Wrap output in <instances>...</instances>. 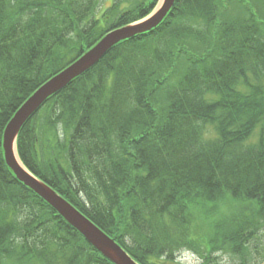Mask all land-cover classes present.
<instances>
[{"label":"trees","instance_id":"obj_1","mask_svg":"<svg viewBox=\"0 0 264 264\" xmlns=\"http://www.w3.org/2000/svg\"><path fill=\"white\" fill-rule=\"evenodd\" d=\"M118 1L100 22V0H0V264H111L18 182L2 140L40 86L159 2L117 12ZM17 150L137 263L190 250L200 264L217 254L254 264L264 246V0H175L156 29L50 98ZM195 220L210 228L205 243Z\"/></svg>","mask_w":264,"mask_h":264},{"label":"water","instance_id":"obj_2","mask_svg":"<svg viewBox=\"0 0 264 264\" xmlns=\"http://www.w3.org/2000/svg\"><path fill=\"white\" fill-rule=\"evenodd\" d=\"M174 1L175 0H164L160 10L146 22L128 26L104 37L91 51L85 54L84 57L71 65L63 73L57 75L35 93V95L20 109L15 119L10 122L4 134L6 162L14 171L17 178L55 209V211L82 234L95 249L114 264L136 263L114 240H111L103 234L87 220V218L83 217L74 207L57 195L56 192L35 180L22 169L14 156V144L21 128L24 126V121L30 119L51 96L57 94L73 80L92 69L116 44L157 27L173 7Z\"/></svg>","mask_w":264,"mask_h":264},{"label":"rangeland","instance_id":"obj_3","mask_svg":"<svg viewBox=\"0 0 264 264\" xmlns=\"http://www.w3.org/2000/svg\"><path fill=\"white\" fill-rule=\"evenodd\" d=\"M114 1H116V0H103L101 3L100 10H98L96 13L100 12V15H101L102 12H105L106 10H108L109 8L112 7V4L114 3ZM138 1H140V0H125L124 2L118 1L119 5L117 7V12L125 11L126 8H128V7L130 8V6H132V4L138 3ZM113 8H114V6H113ZM257 8H258V5H257ZM96 13L92 14L91 17L95 18ZM36 115H38V114H36ZM209 134L213 137V135H214L213 130L209 131ZM257 137H258V128L254 131L252 137L250 138L251 139L250 141L255 142L257 140ZM236 206H239V204H237ZM194 222H195V226H193V229H195L194 233H195L196 239H199L203 243H205V241H207L210 237V232L207 230V229H210L209 226L204 224L200 220H195ZM261 243L264 244V239L262 240ZM263 249H264L263 245H258V248L256 249V253L253 252V255H252V256H254L256 261L254 263V260L252 259V263L264 264V251H263ZM257 252H259V253H257ZM215 256L218 259V260H216V264H238V259L233 258L232 256H228L226 254H217ZM180 263L181 264H199L200 263V256L197 254H193V253L185 251L180 256ZM169 264H173V263H169Z\"/></svg>","mask_w":264,"mask_h":264},{"label":"bare ground","instance_id":"obj_4","mask_svg":"<svg viewBox=\"0 0 264 264\" xmlns=\"http://www.w3.org/2000/svg\"><path fill=\"white\" fill-rule=\"evenodd\" d=\"M139 24H141V23H139ZM218 74H220L219 72L217 73V75ZM198 83V79L197 78H195V80H194V84H197ZM237 85H239L240 83L238 82V83H236ZM240 85H242V84H240ZM239 85V86H240ZM237 87V90L239 91V89H240V87ZM243 86V85H242ZM242 89H243V87H242ZM19 109H17L16 110V112H15V116L19 113ZM15 116H14V118H13V120L15 119ZM30 121L31 120H26V121H24V126H26V125H28V124H30ZM258 133H259V131H258ZM28 134H30V129H29V131H28ZM259 135V134H258ZM62 144H63V146H64V148L66 147V142H64L63 143V141H62ZM16 159L19 161L18 163L19 164H21V162H20V159H19V156H18V154H17V152H16ZM49 208H51L52 209V207L48 204V203H46V202H44ZM66 223H67V225L68 226H71L67 221H66ZM93 225H95L96 223L95 222H91ZM101 229V228H100ZM103 232H104V230L103 229H101ZM259 245V244H258ZM258 245H257V248H258ZM259 253V252H258Z\"/></svg>","mask_w":264,"mask_h":264}]
</instances>
